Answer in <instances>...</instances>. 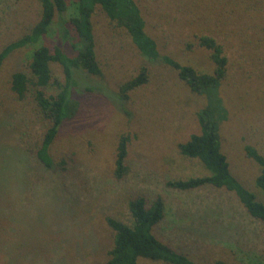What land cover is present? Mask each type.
Wrapping results in <instances>:
<instances>
[{"label":"rangeland","instance_id":"obj_1","mask_svg":"<svg viewBox=\"0 0 264 264\" xmlns=\"http://www.w3.org/2000/svg\"><path fill=\"white\" fill-rule=\"evenodd\" d=\"M70 1L40 40L69 53L68 42L58 38L62 19L73 34ZM135 2L161 53L210 70L208 50L196 38L210 35L222 45L228 62L220 95L228 118L220 126L221 149L231 173L264 202L254 185L259 168L243 150L250 143L264 153V0ZM39 14L38 0H0V49L28 32ZM91 22L101 74L78 76V106L49 146L51 168L35 156L48 123L36 115L30 97L19 99L9 87L11 73L26 69L35 45L12 51L0 67V264H106L112 231L105 217L129 222L127 200L136 194L162 196L165 214L155 235L198 263L264 264V225L233 192L211 186L179 191L165 184L206 173L197 158L177 149L198 132L195 112L205 97L192 93L163 62L140 54L98 7ZM51 67L62 83L60 66ZM142 67L147 81L120 98L119 84ZM120 134L129 138V172L116 179L112 167ZM138 264L166 263L140 258Z\"/></svg>","mask_w":264,"mask_h":264},{"label":"trees","instance_id":"obj_2","mask_svg":"<svg viewBox=\"0 0 264 264\" xmlns=\"http://www.w3.org/2000/svg\"><path fill=\"white\" fill-rule=\"evenodd\" d=\"M38 2L40 14L37 21L28 32L0 49V67L12 51L26 45H35L26 62V69L17 68L11 73L9 87L19 99L30 97L36 115L48 123L35 151L36 158L44 166H54L49 146L62 121L71 117L77 109L78 101L73 97V92L78 85V76L101 74L91 22V16L98 7L114 26L123 30L140 54L149 60L163 62L176 71L178 78L192 93L205 97L204 105L195 112L198 132L178 142L177 149L185 157L197 158L206 173L185 179H168L166 186L179 191H191L203 186L223 188L233 192L248 215L264 225V202L231 173L226 155L221 149L220 126L228 118V112L220 95V87L227 76L228 59L222 45L214 37L201 34L196 38L197 44L208 50L212 63L210 70H203L159 51L156 40L145 29L144 17L135 0H71L74 12L68 17L67 23L73 34H70L61 18L58 38L68 42L71 48L69 53L59 44L40 43L41 38L49 32L54 16L61 17L69 3L67 0ZM52 63L60 66L62 83L53 71ZM147 78V69L142 67L135 76L119 84L118 96L128 98L129 92L140 87ZM50 85L57 86L59 90L56 93L47 92ZM128 141V135L118 136L112 167L116 179L124 178L129 172L126 162ZM243 150L244 156L259 168L254 177V185L264 195V153L250 143L244 144ZM127 209L129 222L112 216L105 217L106 225L112 231V243L106 250V264H138L140 258L166 264H200L188 253L173 248L155 235L154 227L165 214L161 195L152 199L142 194L131 196L127 200ZM211 264L227 263L222 259H214Z\"/></svg>","mask_w":264,"mask_h":264}]
</instances>
